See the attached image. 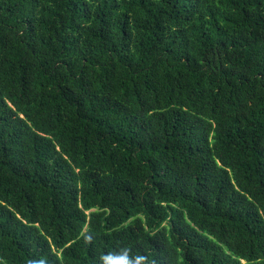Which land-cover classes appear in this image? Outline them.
Wrapping results in <instances>:
<instances>
[{"label":"trees","instance_id":"trees-1","mask_svg":"<svg viewBox=\"0 0 264 264\" xmlns=\"http://www.w3.org/2000/svg\"><path fill=\"white\" fill-rule=\"evenodd\" d=\"M128 249L264 264V0H0V264Z\"/></svg>","mask_w":264,"mask_h":264},{"label":"clouds","instance_id":"clouds-1","mask_svg":"<svg viewBox=\"0 0 264 264\" xmlns=\"http://www.w3.org/2000/svg\"><path fill=\"white\" fill-rule=\"evenodd\" d=\"M101 264H108L109 260H116L118 259L121 261V264H149V257L145 255H135L131 254V249H128L127 252L119 251L108 253L107 255L102 256ZM26 264H31V262H26ZM151 264H155V260L151 261Z\"/></svg>","mask_w":264,"mask_h":264}]
</instances>
